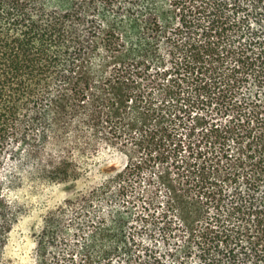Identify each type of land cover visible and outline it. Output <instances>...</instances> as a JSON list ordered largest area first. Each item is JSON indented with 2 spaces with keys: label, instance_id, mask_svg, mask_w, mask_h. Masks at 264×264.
<instances>
[{
  "label": "trees",
  "instance_id": "16d2710c",
  "mask_svg": "<svg viewBox=\"0 0 264 264\" xmlns=\"http://www.w3.org/2000/svg\"><path fill=\"white\" fill-rule=\"evenodd\" d=\"M194 1L196 17L187 20L183 0H0V264H7L10 233L29 210L22 192L80 174L72 150L63 149L56 160L46 151L49 143L64 140L78 122L96 131L95 142L125 146L129 138L139 150L159 146L166 101L178 104L186 94L196 97L194 103L221 100L237 113L224 129L237 150L231 154L224 143L210 156L214 180L207 161L199 166L203 199L189 205L174 193L195 264H264V0ZM241 6L251 11L254 24L239 26V45L223 46L226 24L240 22L226 11ZM203 20L211 32L198 41L192 30ZM125 27L134 30L128 40ZM161 44L169 48L170 65ZM101 51L107 54L96 78L93 59ZM248 77L250 95H241ZM155 86L162 95L157 107L149 90ZM90 226L88 234V226L75 229L83 250L94 240L99 260L124 254L127 227L120 210ZM68 227L50 213L42 254Z\"/></svg>",
  "mask_w": 264,
  "mask_h": 264
},
{
  "label": "rangeland",
  "instance_id": "374dc122",
  "mask_svg": "<svg viewBox=\"0 0 264 264\" xmlns=\"http://www.w3.org/2000/svg\"><path fill=\"white\" fill-rule=\"evenodd\" d=\"M181 5L186 7L187 20L196 17L191 10L195 5L194 0H183ZM228 9L226 13L229 18L240 22L236 26H232V22L229 26L226 24L227 29L221 34L222 43L223 46L226 43L236 46L239 45V26H246L247 20L254 24L255 18L244 6ZM177 12L179 22L182 12L180 9ZM202 23L199 29L192 30V37L198 41L204 40L211 32L206 28L208 21L203 20ZM133 31L125 27L127 40ZM213 35L217 39L214 31ZM132 40L130 46L135 47L137 40ZM160 53L166 59V65H170L167 44H161ZM106 54L101 51L93 59L92 69L96 78L101 76L100 69ZM230 60L229 57L226 66L231 65ZM151 71H155L153 63ZM168 79L163 81L168 83ZM247 79L249 81L242 84L240 92L249 96L251 79ZM142 83L145 85L146 81ZM149 90H152L155 107L161 105L159 87H150ZM241 95L238 94L234 100ZM191 96L186 98V94L178 104L172 98L166 101L164 108L167 119L163 123L160 134L163 140L159 146L151 145L139 150V146L129 138L125 146L120 142L110 143L99 139L95 142L96 131L78 122L64 140L49 143L46 151L56 160L62 156L63 149H71L70 158L80 167V174L67 181L43 183L36 189L22 192L29 200V210L10 233L6 249L7 264H195L197 256L189 246L190 232L174 201V193L182 194L189 205L203 199L199 196L202 193L200 186L206 182L201 180L199 166L207 161L205 169L214 180V174L210 172L213 157L210 159V156L219 153L217 151L224 143V148L229 149L231 154L237 150L232 136L224 132L237 113L226 109L228 104L221 100L208 99L194 103L196 97ZM154 124V121H150L147 126L152 128ZM135 132L139 134V131ZM221 134L226 138H221ZM86 141L95 143L87 144ZM90 145H96V149ZM223 161H226V157ZM137 163H140V167L130 175V166ZM190 164L194 166L190 167ZM121 173L124 174L122 179L116 177ZM108 181L110 183L106 186ZM115 209L121 211L126 221L127 244L124 245V254L113 255L110 262L99 260L96 258L99 248L95 241L91 240L83 250L82 234H75V229L81 225L88 226V234L93 228L91 223L103 217L109 218ZM50 213L62 217L65 226H69V232L59 231L55 243L52 242L44 255L40 241Z\"/></svg>",
  "mask_w": 264,
  "mask_h": 264
}]
</instances>
